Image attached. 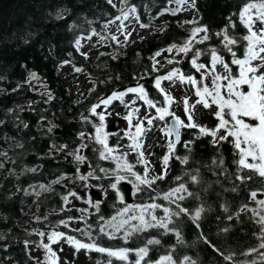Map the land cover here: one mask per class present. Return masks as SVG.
<instances>
[{"label": "trees", "instance_id": "trees-1", "mask_svg": "<svg viewBox=\"0 0 264 264\" xmlns=\"http://www.w3.org/2000/svg\"><path fill=\"white\" fill-rule=\"evenodd\" d=\"M257 1L264 0H250ZM114 2L120 6V0ZM245 2L197 0L198 11L185 5L187 10L176 16L168 12L157 16L158 12L177 5L169 0H131L141 13V22L150 23L145 29L154 31L150 37H143L128 48L126 41L120 39L122 34L116 30V25H110V30L103 32L106 39L91 35L86 21H91V27L99 30L110 18L106 13H111L112 17L118 14L106 0H0V120L5 121L0 126V153H7V158L0 155V161L4 163V171H8L0 184V264H39L40 256L34 253L40 250L46 264H63L61 252L66 238L73 237L85 243L82 232L77 230H84L85 225L93 227V231L98 230L107 249H119L116 243L106 240L99 228L108 225L126 208L125 200L121 199L120 182L123 180L116 189L111 188V184L117 183L115 174L106 168L108 161L101 159L100 153L93 152L91 147L79 148L77 154L85 157L82 163H76L67 155L81 143L77 133H94L92 124L86 123L82 114L99 123L98 118L91 115V107L106 92H116L117 87L131 82L144 84L149 99L162 101L152 80H140L165 75L174 67H180L185 75H194L199 82L200 73L189 67L183 54L177 55L174 50L158 62L155 53L173 43L181 45L188 36L187 30L200 25H207L210 35L219 31ZM63 8L67 9L65 18L57 20L56 11ZM233 19L237 23L236 33L246 34L238 17ZM126 23L137 24L134 20ZM70 24L78 25L75 35L81 38L79 51L72 46L74 33L68 31ZM112 35L117 36V41L110 39ZM89 45L94 55H83ZM205 46H216L215 36L204 45H195ZM243 51V48L237 50L238 57L242 58ZM169 59L173 64L167 63ZM177 60L181 63L176 64ZM209 60L202 56L199 62H204L211 70ZM224 60L229 63L233 75H238V68L231 65L227 53ZM154 63L158 69L155 72L152 71ZM65 67L87 81L85 91L77 96L71 94L60 76ZM77 68L80 71H76ZM33 72L36 77L30 78ZM215 72L225 75L220 65ZM211 81L212 76L208 75L203 83L211 88ZM243 88L247 90L246 85ZM220 92L226 99V88H221ZM49 95L53 97L51 100ZM194 98L199 99L196 95ZM21 107L23 111L19 116L27 128L23 124L17 127L13 112L9 111ZM218 110L215 104L208 108L212 120ZM196 111H192L193 118ZM224 119L228 121L226 129L221 127L215 136L199 134V128L215 130L219 121L211 126L195 123L197 128H183V141L177 145V158L170 171L153 178L159 180L155 186L149 181L152 178L147 179L145 182L152 188L146 192L136 189V200L141 202L151 200L153 193L163 191L165 186L186 190L182 197L185 204L179 207L186 224L183 229L179 228L178 238L183 235L184 241L175 244L179 240L165 237L159 221L154 220L151 229L138 240V248L147 250L143 264H155L163 254L171 256L175 264H182V261L187 264H264V128L249 127L255 122L247 117L242 118L247 124L233 128L234 121L227 108ZM50 127L51 132L48 131ZM229 131L233 134L229 135ZM142 138L140 135L136 141L140 153ZM16 143H22L24 148L15 147ZM61 146L66 147L58 151ZM96 147L101 148L100 145ZM142 163L145 164L144 158ZM31 168L36 171H24ZM126 174L131 178L136 172L131 170ZM80 176H88V179L81 180ZM133 180L136 185L137 180ZM90 185L97 191L102 190L103 200L98 202L92 197ZM17 188L27 189L30 194L17 192ZM75 201L79 204H73ZM53 231L65 237L51 244L56 260H52L42 246L49 243L48 235ZM39 232L45 235H37ZM25 240L30 241L27 249L23 245ZM150 240L156 244L150 245Z\"/></svg>", "mask_w": 264, "mask_h": 264}, {"label": "snow or ice", "instance_id": "snow-or-ice-1", "mask_svg": "<svg viewBox=\"0 0 264 264\" xmlns=\"http://www.w3.org/2000/svg\"><path fill=\"white\" fill-rule=\"evenodd\" d=\"M106 3L110 5L114 10L117 11V15L114 17L111 16V13H106L110 18L105 20L101 25L99 30L97 28L91 27V21H86L89 24V30L91 31V35L95 37H99L100 39H106L103 35V32L110 30V25H116V30L125 36L127 39L132 33L128 31V28L131 26L132 30L135 31L134 26L130 25L129 21L134 20L141 28H149V24H145L141 22V13L135 4L131 3V0H120V6L117 7V4L114 0H106ZM169 3H174L177 5L176 8H166L161 12L157 13V16L163 15L164 12H168L173 16L179 14V12L187 10L185 5H187L188 9L197 10V0H169ZM67 11L66 8L60 9L56 11V19L62 20L65 18L64 13ZM145 15H149L148 12H145ZM233 17H238L240 25L246 30V34L238 35L236 33L237 23L233 19ZM119 22V23H117ZM196 21H186L185 23H195ZM259 25V26H257ZM78 25L70 24L68 31L74 33V42L72 46L75 50L79 51L81 49V38H79L75 33H77ZM188 31V36L184 40L181 45H177L173 43L167 49H163L161 51H167L172 53L174 50L177 55L183 54L184 58H187L186 62L189 64L191 69H194L195 72L200 73V80L197 81L194 75H185L180 67L172 68L165 75H158L154 78H150L152 80V86L158 90L159 94L163 97V100H153L148 98V94L146 92V88L144 84H138L137 87H129L124 92H113L107 98H100L95 105H93L90 109V113L92 116L97 117L99 123H94L88 117L83 116L82 119L86 123L92 124L94 129V133H86L85 131H81L77 133L78 139L81 141L80 145L76 150L69 152L67 155L72 156L76 163H82L85 160V157L77 154L79 148L88 149L91 147L93 152H99L101 159H116L112 155L115 151L114 148H109L107 144V137L110 133L104 131L105 128V112H97V109L100 108L101 104L104 105L105 110L108 105L111 104L112 100L119 99L123 103V96L127 93H136L138 94V98L143 100L147 105L148 109H155V116H150L147 112L143 116L142 119H139L135 124V137H132L131 129L133 127V113H139V108L133 109L128 113L124 119L128 122V131L125 132V136H128L133 139V144L131 147L137 146V139L143 132V124L144 121H147L149 126L152 125L153 120L165 121V126L162 129L165 136H175V141H180V129L181 128H197V125L192 122V111L191 109L195 108V105L189 106L188 99L185 98L183 100L184 105V114L187 116L188 123L185 124L183 120H181L173 111H170L171 105L173 103V97L161 86L162 81L168 80L175 82V80H179L181 83H185L191 85L195 88V95L199 98L196 103L202 104L205 109L210 108L212 104H215L219 109L215 115L216 118L219 119V124L215 130L209 131L204 127L199 128V134L215 136V133L221 128L226 127L228 125V121L224 119V111L225 108L228 110V115L231 117V120L234 121L232 125L233 128H236L237 125L247 124L243 117H247L250 121H254L255 123H251L248 125L251 128H264V2L262 3H254L250 2V0H246L243 6L238 10V12L232 13L231 16L228 17V23L221 28L219 31L209 34V27L207 25H200L198 27L192 28ZM203 33L204 35H200ZM212 36L216 38V46H205L204 48L195 47V45H204L205 41H209L212 39ZM91 39V37H89ZM111 40L117 41V36L112 35L110 37ZM143 39V37H141ZM25 44L29 43L28 41L24 42ZM243 48L242 58L238 57L237 50ZM227 53L230 57L231 65H235L238 68V75H233L232 69L229 67V63H226L224 60V54ZM83 55H87V53H82ZM161 52L157 51L155 56H160ZM210 58L209 63L211 65V70L206 67L204 62H199L201 57ZM258 61L259 63L254 65L253 62ZM63 63H68V61H63ZM168 64H173V60H167ZM176 64H180L181 61H175ZM217 65L223 67L225 75H218L215 72V68ZM76 71H80V69H76ZM152 71H158L155 67V63L153 64ZM208 75L212 76L211 88L203 83V81L208 77ZM36 73H32L30 78H35ZM143 79V77L141 78ZM221 81H227L226 84H222ZM199 84V86H198ZM247 86V90H244L243 86ZM226 88L227 98H223L221 96L220 89ZM15 91V89H13ZM53 97L49 95L48 99L51 100ZM209 99L211 103H209ZM135 103V100L132 101ZM13 112V119L16 122L17 127L20 124H23L24 128H27L28 125L24 124L20 119L19 112L23 111V108H19L18 110H9ZM111 115V113H109ZM166 117H171V120H166ZM5 123L4 120H0V126H3ZM48 131L51 132L52 128H48ZM115 134V133H112ZM229 135L233 133L231 131L228 132ZM7 139V138H6ZM87 141V142H86ZM96 145H100L101 148H97ZM17 148H24L22 143H16L14 145ZM66 146H61V148L57 149L58 151H63V148ZM173 147V142L169 141V150L171 151ZM0 155L5 156L7 158V153H0ZM67 158V157H66ZM10 159V158H9ZM140 161L143 162V154H140ZM71 162V161H70ZM167 162V157H165V163ZM15 163V161H12ZM120 165H118V168ZM129 170H130V166ZM4 168V163L0 162V169ZM11 172V170H9ZM26 172H35V168L24 169ZM79 171V169H77ZM104 171V169H101ZM89 176L92 175L90 172ZM134 175V174H133ZM79 179L86 180L88 176H80ZM117 183L111 184L112 189H116L118 187V183L120 180L126 179L123 176H117ZM58 182V181H55ZM34 187V186H30ZM41 188H44L45 191L48 189L41 185ZM17 192L23 191L24 194H30L27 189H16ZM70 195H75V192H70ZM66 201L67 197H63ZM123 199V197H121ZM99 202V195H98ZM115 221V218H113ZM107 228H113L114 231H108ZM124 226L114 223L112 225L101 226L99 228V232L103 235L108 236L110 239H115L116 232H119ZM81 231L82 234H86L89 236V239H92L90 233H85L83 229H77ZM137 233V229L135 227L129 229L126 228L124 230L123 239L125 242L129 239V237L133 234ZM37 235L43 237L45 233L39 232ZM65 238L63 233H58L53 231L48 235V244L42 245L47 252L49 253L52 260H56V253L53 252L51 248V244L56 243L59 239ZM67 242L71 244L77 251L80 249L87 250H95L97 252H107L109 257H116L121 261L128 260V253L130 251L135 252L136 260L134 264H141V261L147 256L146 249H128V248H120L117 250H109L103 247H98L96 243L93 241L92 243H82L79 240H75L73 237H67ZM30 241H23L24 248L27 249ZM150 243V242H149ZM143 252V255L141 254Z\"/></svg>", "mask_w": 264, "mask_h": 264}, {"label": "rangeland", "instance_id": "rangeland-1", "mask_svg": "<svg viewBox=\"0 0 264 264\" xmlns=\"http://www.w3.org/2000/svg\"><path fill=\"white\" fill-rule=\"evenodd\" d=\"M264 1H257L255 3L259 4ZM130 25L134 26L135 31L132 30L130 26L128 31L132 34L125 39V36H120V39L125 40L127 43V47H133L141 37H150L153 34V29H145L141 28L137 24L130 23ZM161 55L156 58L158 62L163 61L168 56V52L161 51ZM84 52L94 55V50L89 46L84 49ZM174 57V55L172 54ZM257 61L255 64H258ZM60 76L65 82L66 85L69 86L71 94L73 96H77L78 94L85 91L87 87V81L82 75H75L72 73L71 69L65 67L61 70ZM163 88L168 91L173 97V103L171 105L170 111L175 112V114L184 121L185 124L188 123L187 116L184 114V105L183 100L185 98L188 99L189 106L195 105L197 111L194 114V118L192 120L193 123H196L199 126H211L214 123H217L219 119L213 117L214 120L210 118V115L207 113V109L203 107L202 104L196 103L195 100V92L194 87L191 85L181 83L178 79L175 82L165 80L163 81ZM161 85V86H162ZM135 100V103L132 101ZM112 105V107H110ZM117 105L119 107L117 108ZM139 108V113H133L132 124L133 127L131 129L132 137H135V124L139 119H142L145 113L147 112L150 116H155V109H148L147 105L143 100L138 98V94L136 93H127L123 96V103L119 99L112 100L111 104L108 105L105 110L104 105L101 104L100 108L97 109V112L104 111L105 112V127L104 131L110 133L107 137V144L109 148H114L115 151L112 153L116 159H106L108 164H106V168L110 169L111 172L115 174V179L117 176L126 177L123 181L132 182L134 187L139 191L141 189L146 192L149 188H152L150 184L146 183L147 179H150V183L155 186L159 184L158 179H153L158 176H164L165 170H168L169 161L172 159L174 162L177 158V144L175 143V139L173 136H165L162 129L165 126V121L153 120L151 126L147 124V121H144L143 124V132H142V143H141V153L143 154V158L145 160V164L140 161V151L138 146L131 147L133 144V139L125 136V132L128 131V122L124 119L125 116L128 115L130 111L133 109ZM191 109V111H193ZM211 109V107L209 108ZM214 111L216 107L212 108ZM111 113V115H109ZM193 117V116H192ZM121 118L123 121L119 124L118 128L115 131H110L108 126L115 119ZM170 117H166V120H169ZM223 128L222 130H225ZM115 133V134H112ZM169 141L173 142V147L171 151L169 150ZM183 141V140H182ZM172 153V156L171 154ZM174 154V155H173ZM165 157H167V162L165 163ZM2 162V161H0ZM3 163V162H2ZM118 165L120 167L118 168ZM130 166V170L129 167ZM0 169V184L2 179L5 177L8 171H4ZM134 170L136 172L135 176L137 177H128L127 172ZM139 174V176L137 175ZM149 174V175H148ZM148 175V176H147ZM132 179V180H130ZM136 181V185L134 180ZM130 182V183H131ZM131 183V184H132ZM180 186V185H177ZM89 191H97L96 187H92L91 185ZM102 192V190H98V192ZM100 192V193H101ZM186 195V190L182 188L175 189L174 186H165L163 191H156L153 193L151 200L147 199L145 202L141 201H133L126 203V208H123L120 213L114 217L115 221L112 220L108 225H112L114 223H118L124 228H122L119 232H116V238L110 239L108 236L106 240L111 243H116L117 247L120 248H128V249H138L139 243L138 240L143 236L146 231L151 229V226L154 225L153 221H159V226L164 229V234L166 236H171L179 240V242H175V244H181L184 241V236L181 235V238H178V233L181 232L179 228L183 229L186 224V217L181 212L179 207L185 204V201L182 197ZM125 193L123 191V197ZM136 196V194H135ZM134 197V196H133ZM73 204L78 205V201H75ZM84 206V205H83ZM79 225L81 223L79 222ZM137 229V233H133L127 242L124 241L123 234L126 228ZM108 231H114L113 228H107ZM85 233H90L92 239H89V236L86 234H81V238L85 243H92L93 241L96 243L98 247H103L105 249L106 246L103 243L104 238L102 235L98 233V230L93 231V227L89 225H85L84 228ZM177 232V233H175ZM45 242V240H43ZM150 245H155L153 241H149ZM144 249V247L140 248ZM110 250V249H109ZM62 254V263L63 264H134L136 260L135 252L130 251L128 253V260L121 261L116 257H109L107 252L101 253L95 250H87L80 249L77 251L71 244L67 241L64 242ZM143 255V252L141 253ZM34 255L40 256L41 262L39 264H46V261L43 260L42 251L35 252ZM141 261V264H143ZM176 262V261H175ZM174 260L168 254H163L155 264H175ZM53 263V262H52ZM51 263V264H52ZM54 264H58L54 262ZM182 264H187L186 261H182Z\"/></svg>", "mask_w": 264, "mask_h": 264}, {"label": "water", "instance_id": "water-1", "mask_svg": "<svg viewBox=\"0 0 264 264\" xmlns=\"http://www.w3.org/2000/svg\"><path fill=\"white\" fill-rule=\"evenodd\" d=\"M150 78H153V77H148V78H144V79H141L140 82H146V81H150L151 79ZM138 85V82H131L129 83L128 85H121L119 87L116 88V92H124L127 88L129 87H135ZM113 93V91H108L106 92L101 98H107L109 97L111 94ZM99 100V99H98ZM97 100V101H98ZM169 120H171V117L169 118ZM123 120L121 118H117L115 119L112 123L109 124L108 128L110 131H115L119 124L122 122ZM57 133L60 134L61 131L59 129H57ZM173 138L175 139V136L173 135ZM183 140V137H182V128L180 129V141L179 142H176L175 143L177 145H179ZM122 186L125 187L126 189V200L128 202H132L133 201V197L131 196V184L129 182H123L122 183ZM91 195L92 196H96L98 197L99 195V198L101 199L102 197L100 196V193L98 191H92L91 192Z\"/></svg>", "mask_w": 264, "mask_h": 264}, {"label": "flooded vegetation", "instance_id": "flooded-vegetation-1", "mask_svg": "<svg viewBox=\"0 0 264 264\" xmlns=\"http://www.w3.org/2000/svg\"><path fill=\"white\" fill-rule=\"evenodd\" d=\"M171 154V156H172V153H170ZM174 155V154H173ZM172 163H174V161L171 159L170 161H169V166L167 167L168 168V170H165V172H169L170 171V167H171V164ZM131 182V181H130ZM121 183H122V181L120 182V186H121ZM132 183V182H131ZM121 188H122V190L124 191V193H126V189H125V187L123 188L122 186H121ZM91 193V192H90ZM100 193V192H99ZM135 194H136V188L134 187V185H133V183L131 184V196L133 197V201H137L136 200V196H135ZM100 196L102 197L101 199L99 198V200H103V196H102V194L100 193ZM92 197H94V198H96L97 200H98V197H96V196H92ZM123 199L125 200V202H126V195L123 197ZM132 201V202H133ZM127 203V202H126Z\"/></svg>", "mask_w": 264, "mask_h": 264}, {"label": "clouds", "instance_id": "clouds-1", "mask_svg": "<svg viewBox=\"0 0 264 264\" xmlns=\"http://www.w3.org/2000/svg\"><path fill=\"white\" fill-rule=\"evenodd\" d=\"M182 130H183V128H182ZM182 137H183V136H182ZM181 143H182V142H181ZM123 182H125V181H122V183H123ZM126 182H127V181H126ZM122 183H121V186H122ZM129 183H130V182H129ZM130 184H131V183H130ZM122 187H123V186H122Z\"/></svg>", "mask_w": 264, "mask_h": 264}, {"label": "crops", "instance_id": "crops-1", "mask_svg": "<svg viewBox=\"0 0 264 264\" xmlns=\"http://www.w3.org/2000/svg\"><path fill=\"white\" fill-rule=\"evenodd\" d=\"M124 188V187H123ZM126 202L128 203V201L126 200Z\"/></svg>", "mask_w": 264, "mask_h": 264}, {"label": "bare ground", "instance_id": "bare-ground-1", "mask_svg": "<svg viewBox=\"0 0 264 264\" xmlns=\"http://www.w3.org/2000/svg\"><path fill=\"white\" fill-rule=\"evenodd\" d=\"M179 146V145H178Z\"/></svg>", "mask_w": 264, "mask_h": 264}]
</instances>
